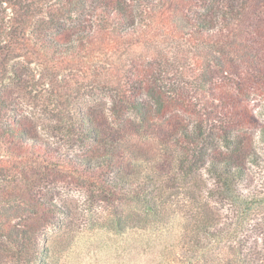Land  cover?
Instances as JSON below:
<instances>
[{
    "label": "trees",
    "instance_id": "16d2710c",
    "mask_svg": "<svg viewBox=\"0 0 264 264\" xmlns=\"http://www.w3.org/2000/svg\"><path fill=\"white\" fill-rule=\"evenodd\" d=\"M160 39L177 52L155 50ZM120 55L108 108L56 90L46 108L54 101L59 120L24 114L34 56L81 72ZM257 95L264 0H0V153L15 163L0 186V264H56L67 242L46 229L80 219L65 180L116 234L176 228L191 264H264Z\"/></svg>",
    "mask_w": 264,
    "mask_h": 264
},
{
    "label": "rangeland",
    "instance_id": "374dc122",
    "mask_svg": "<svg viewBox=\"0 0 264 264\" xmlns=\"http://www.w3.org/2000/svg\"><path fill=\"white\" fill-rule=\"evenodd\" d=\"M149 48H152V46ZM161 49L168 52H177V45L170 39H160L155 50L160 51ZM155 50L153 48L152 52H156ZM183 53L187 54L188 52ZM32 60L35 62L30 67L34 74H36L34 92L37 93H30L24 98L21 96L22 99L20 100L24 101L21 108L26 111L24 114L28 116H38L41 114L42 117L44 116L47 119L44 121L47 123L54 122L55 119L59 120L61 116H64V112L54 104V101L52 104L53 108H46L47 103L52 101L49 96L56 90L58 93L67 90L78 97L94 93L96 103L99 104L100 109L103 110V107L108 108L110 106L108 103L109 91L113 89L108 83L119 79L118 72L121 70L120 67L128 65V58L125 55H120V57L110 56L108 59L107 56H103L102 59H96L92 63V68L81 72L76 66L66 70L53 69L44 62L42 66L41 61L35 56ZM35 104H42L43 108L37 111ZM252 104L256 106V112L260 121L264 122V97L259 95L254 96ZM43 129L45 128L43 127ZM42 131L44 132V130ZM54 134L56 136L50 134L51 138L57 141V134ZM8 161L0 153V186L10 179L9 174L15 168L13 167L15 163L10 161L9 164ZM8 166L12 168L7 170ZM62 186L64 196L76 204L80 213V215L78 214V219H80L71 230L63 229L64 231L60 232H54L49 228V224H46L49 228L46 229L47 234L51 241L52 239H59V236L61 237L60 239L67 242H64L66 244L64 245L65 248L63 250L60 249V252L55 255L56 264L192 263L190 260L193 257L190 250H182V246L175 247V241L177 240H175L177 234L176 228H164L161 231H131L123 235L116 234L102 225L109 216L99 207L98 201L80 191L79 184L65 180ZM91 205H95V207L90 210ZM97 205L98 207H96ZM82 214L84 215L83 218H81ZM258 221L260 222L261 219L259 218ZM178 243L183 244L181 239H179ZM214 258L216 260L220 259H217L216 256ZM222 258L225 261L233 257L231 254L225 253V255H222Z\"/></svg>",
    "mask_w": 264,
    "mask_h": 264
}]
</instances>
